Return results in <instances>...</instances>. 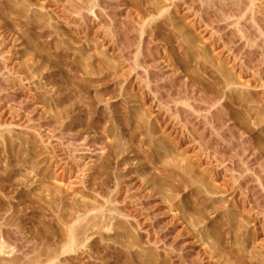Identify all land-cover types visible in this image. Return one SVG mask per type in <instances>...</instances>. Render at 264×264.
Segmentation results:
<instances>
[{
  "label": "rangeland",
  "instance_id": "obj_1",
  "mask_svg": "<svg viewBox=\"0 0 264 264\" xmlns=\"http://www.w3.org/2000/svg\"><path fill=\"white\" fill-rule=\"evenodd\" d=\"M0 238L264 264V0H0Z\"/></svg>",
  "mask_w": 264,
  "mask_h": 264
},
{
  "label": "bare ground",
  "instance_id": "obj_2",
  "mask_svg": "<svg viewBox=\"0 0 264 264\" xmlns=\"http://www.w3.org/2000/svg\"><path fill=\"white\" fill-rule=\"evenodd\" d=\"M92 8H93V6H92ZM115 209V208H114ZM111 210V209H110ZM82 225V224H81ZM103 227V226H102ZM110 227H111V223H110ZM109 227V228H110ZM231 227L232 228H236V225L235 224H233L232 222H231ZM239 226H237V228H238ZM104 228H105V226H104ZM109 228H107V229H109ZM76 229V228H75ZM85 229V228H84ZM80 233V232H79ZM83 233H81V235H82ZM80 235V234H79ZM11 237V236H10ZM86 237V236H85ZM68 238H69V236H68ZM81 238V239H83L81 236L80 237H78V235L77 234H71V236H70V239H69V242L63 247V250H62V252H68V253H71V252H76L77 251V245H78V243L80 242L79 241V239ZM87 238V237H86ZM79 241V242H78ZM7 246H9V245H7ZM6 246V239H2V238H0V252H3L4 250H5V248L7 247ZM59 251V250H58ZM0 257H2V256H0ZM4 257V256H3ZM8 259V258H7ZM7 259H5L4 260V262H6L5 264H7L8 262H7ZM21 259V258H20ZM12 260V259H11ZM17 260H19V259H17ZM14 261V260H13ZM21 261V260H20ZM10 262H12V261H10ZM3 263V262H2ZM12 263H14V262H12ZM11 263V264H12ZM37 263H38V260H37ZM10 264V263H9Z\"/></svg>",
  "mask_w": 264,
  "mask_h": 264
}]
</instances>
